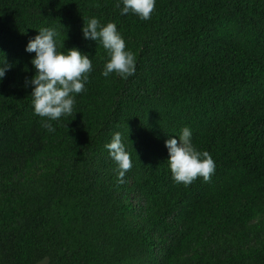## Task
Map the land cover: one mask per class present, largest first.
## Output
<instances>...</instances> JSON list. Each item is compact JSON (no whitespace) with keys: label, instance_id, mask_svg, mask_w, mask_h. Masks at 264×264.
<instances>
[{"label":"trees","instance_id":"1","mask_svg":"<svg viewBox=\"0 0 264 264\" xmlns=\"http://www.w3.org/2000/svg\"><path fill=\"white\" fill-rule=\"evenodd\" d=\"M118 2L0 0L15 65L0 83V264H264V0H157L148 21ZM92 17L117 25L135 75H101L107 52L81 32ZM41 27L93 64L53 133L25 86ZM183 127L215 162L208 181L172 179L165 141ZM117 132L123 184L105 148Z\"/></svg>","mask_w":264,"mask_h":264},{"label":"clouds","instance_id":"2","mask_svg":"<svg viewBox=\"0 0 264 264\" xmlns=\"http://www.w3.org/2000/svg\"><path fill=\"white\" fill-rule=\"evenodd\" d=\"M157 0H119L116 7L120 15L132 13L142 21L151 19ZM84 20V19H83ZM84 40L94 41L106 50L108 60L101 75L108 78L115 73L123 80L135 75L136 57L126 49V42L117 25L113 22L102 24L96 17L84 20L81 28ZM25 48L29 54H35L30 63L34 75L25 80V86L31 87V106L34 115L41 118L42 127L49 133L55 132L51 121L59 122L62 117L73 114L76 97L86 91L90 74L93 72L92 59L72 48L65 52L61 33L55 27H41ZM0 61V83L6 73L14 68L3 53ZM168 151L167 165L172 179L177 184L191 185L198 178L208 181L215 173L216 165L207 151H199L193 144V133L189 127H183L177 137L165 141ZM110 158L116 165L118 182L123 184L124 177L133 167L131 153L117 132L110 143L105 145Z\"/></svg>","mask_w":264,"mask_h":264}]
</instances>
